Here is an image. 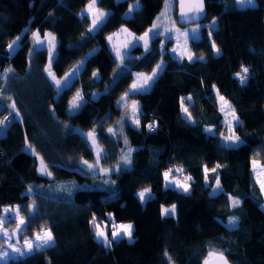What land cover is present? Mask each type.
I'll use <instances>...</instances> for the list:
<instances>
[{
  "label": "trees",
  "instance_id": "trees-1",
  "mask_svg": "<svg viewBox=\"0 0 264 264\" xmlns=\"http://www.w3.org/2000/svg\"><path fill=\"white\" fill-rule=\"evenodd\" d=\"M90 1L0 0V218L19 205L21 237L48 229L54 239L6 264H204L216 254L230 264H264V195L252 165L254 159L264 165V0L244 8L236 0H205L202 22L216 28L205 26L200 39L190 41L195 60L161 53L155 37L150 52L126 59L124 69L106 38L121 27L136 35L147 31L166 0H98L109 13L94 34L81 14ZM133 1L139 9L127 16ZM171 4L178 22L177 0ZM47 31L57 39L55 76L95 49L61 91L45 73L48 48L33 45V34ZM17 37L20 46L10 55L8 45ZM142 50L132 49L137 55ZM163 59L150 90L131 96L140 105L138 125L125 126L134 151L130 166L116 171L123 145L106 129L121 118L117 103L132 72L150 73ZM242 66L249 69L243 85L236 76L245 75ZM78 92L83 102L71 114ZM217 93L236 113L232 129ZM79 129L96 131L100 170L84 163L94 162L95 152ZM231 134L239 145L221 143V135ZM178 169L192 179L189 192L165 186L164 173ZM108 181L115 183L106 188ZM145 189L150 198L146 194L142 203L138 193ZM170 205L176 214L164 216L162 206ZM93 217L109 227V238L114 224L131 223V239L106 246L95 237ZM233 217L237 224L230 227Z\"/></svg>",
  "mask_w": 264,
  "mask_h": 264
},
{
  "label": "rangeland",
  "instance_id": "rangeland-1",
  "mask_svg": "<svg viewBox=\"0 0 264 264\" xmlns=\"http://www.w3.org/2000/svg\"><path fill=\"white\" fill-rule=\"evenodd\" d=\"M118 1H121V0H118ZM97 2H98V0H96V3L89 10L88 6L91 3V1H90L85 6L83 11L81 12V14L83 16L86 15L89 18V21H91L90 25L88 27V31L92 34H94L97 31L98 27L105 21V19L107 18V15L109 13V10L101 9L98 6ZM171 3H172V0H166L165 1L164 5L162 6L163 8H162L161 12L156 16V19L154 20V22L151 24L150 27H148L147 31L141 33L140 35L134 34L131 30H128L126 27H121L118 29L117 32L108 35V37L106 38V42H107L109 51L112 53L113 57L115 58V60L118 63L120 68H122V69L126 68L127 64H126L125 60L130 58L131 56H137L138 59H141V57L143 55L148 54L151 50L152 39L155 37L160 38L159 50L161 51V53L169 52L173 58H176L179 60H182L185 58L187 60H189V56L192 57V59L190 61L195 60V56L193 55V53L191 52V49L189 48L190 41L195 40V39H200L201 30L203 27L209 26L212 29L216 28L215 22H211V23L200 22V23H196L194 25H187V26L182 27L178 24L177 18L174 16L173 6ZM235 4L241 8L250 6L247 4V0H244L243 4L240 3V0H236ZM254 4L256 5L255 1H254ZM139 6H140V3L138 1L131 2L129 5V12L127 13V16H129L134 10L139 9ZM101 13H103L104 15H101ZM93 21H95V25H94ZM46 33L47 34L44 35L43 37L39 36V41H41L42 43L38 42L37 39L34 38L33 45L36 49L43 48V47L48 48L49 58H48V61L45 65L46 66L45 73H46V76L49 78V80L52 82L53 86L56 87L54 81H52L51 77H49L46 69L50 68V71L53 73L51 64L56 57L55 54H56V48H57V44H56L57 39H56L55 35H53L52 33H51V36H49L48 35L50 33L49 31H47ZM146 33H147V35H145ZM53 37H54V39H53ZM140 37H144V39H139ZM109 38H111V39H109ZM19 40L20 39H17V38L14 39L13 41H15V44H13V41L11 42V44H13V48L10 50L8 47L10 55L13 52H15V50L20 46ZM145 44L147 45V50L145 49ZM137 46L142 47V49H143L142 50L143 53H141V55H137L132 51V49L134 47H137ZM174 49H175V51H173ZM94 52H95V49L89 51L87 53V56L84 57L83 59H81L79 62H77V64L75 66H73L71 69H69L66 72V74L63 75V77L56 76V79L61 81V88L57 89L58 91H61L63 88H66L67 85H69L75 78H77L79 72L81 71V69L84 66V63H85L87 57L89 55L93 54ZM117 52L120 53V57H122V59L116 55ZM215 52L217 53V49H215ZM50 60H51V63H50ZM165 63H166V61H164V59L161 60L157 64V65H160V68L157 69V65H156L154 67L153 71L150 73L149 72H143V71L142 72H137V71L132 72L134 75V78L131 81V86L126 90V92L124 94H122L121 98L125 97L126 93L128 95L124 99L120 98L118 103H117V106L123 107L121 118L118 121H116L111 127L109 126L106 129V133L110 137H113V138L120 140L122 142V145H123V147H122L123 151H122V155L120 158V163L115 165V167H114V169H116V171L123 170L124 168H127L130 166V163H126L124 158L127 157L131 161V154L134 151L133 147L129 143L128 138H126V135H125V128L126 127L125 126L126 125H130V126H137L138 125V123H136V120L138 119V121H139L140 105L138 104V102L135 99L131 98V96L134 93H143V92H147L148 90H150V88L153 84V81L160 74V71L163 70ZM154 71L156 72V75L152 78V80L146 81L145 78L148 76H152V73ZM0 74H1V68H0ZM118 75H120L119 72L116 73V75L113 77V80H115ZM66 76L68 77L67 80H65ZM133 84L137 85L136 90H134L132 88ZM140 85H144V87L140 88ZM78 93H79V98L76 100V103H78L81 106V104L83 102V97L81 95V92H78ZM75 97H77V94H75L73 96V98L71 99L69 106H68L69 112L71 114L77 113L80 109V108H73L72 107L73 99ZM220 97H221V95L217 93V102L219 105L220 112H222V114L226 118L225 122L227 123L228 129H232V126L235 125L233 119L236 120V113L234 112V110L231 106V103L229 101H226L225 99L223 101H221ZM133 101H135V106L133 105ZM134 107H135V111H134ZM109 129H111L112 131L110 132ZM210 129H211V132H213V129L212 128H210ZM78 131H80L87 138V140H89V146L95 152L94 162L88 163V164H91V165H93V167L95 169L100 170L102 168L100 159L102 157L103 150L100 149L101 145L98 143V139L96 138V131L95 130L84 131L82 129H79ZM89 133H92V136H89L88 135ZM230 133H228V134H230ZM237 137L238 136L236 134H233V135L231 134V135H227V136L221 135V143H223L224 145H227L229 147L237 146V145H239V139H240L238 137L239 139L237 141L236 140ZM229 138H231V139H229ZM93 139L95 140V144L93 143ZM98 152L100 154L99 160H97V153ZM252 165H253V170H254V176H256L258 186L261 188V191L264 195V165H262L259 162V160H257V159H254L252 161ZM179 172L180 171H177L175 175H172L171 173H169L168 178L167 179L165 178V180H166L165 186L168 188L172 187L176 190H179V191L181 190V191L185 192L182 187L172 185V183H171L173 180H176L179 182V184L187 185L188 188L190 189V181H192V179L191 178L189 179V177L185 174L180 175ZM110 182L108 184L106 182L104 183L106 188L110 187L111 185H114V183H115L112 181H110ZM189 191L190 190H188L187 192H189ZM20 193H21V191L19 192V194ZM171 207H172V205H170L169 207L162 206L161 212L163 213L164 208L171 209ZM19 210H20L19 205L15 208L7 207L3 216L0 218V220L8 221V222H5L3 224H0V253H3L6 251L9 254L8 259H0V264H6L9 261V259H17L20 257L18 253L13 251V248L22 249L23 251H25V253H26L25 255L31 254V252H33L34 249H37L36 244L38 243V241H36V239H35L36 235H34L30 238L21 237L20 236L21 231H19V232L17 231L18 226H20V227L23 226L20 224L21 218H20V214H19L20 211ZM171 214L172 213L170 212L168 215H164V214L163 215L164 216H170ZM175 214H176V212L173 215H175ZM12 217H15V219L12 220L11 219ZM23 224H24V221H23ZM127 224H129V223H127ZM227 225L232 227V225L229 224V221L227 222ZM100 227H101V229H103L107 233V230L109 227H107V226H103V227L100 226ZM132 230H133V228H132ZM5 231L8 233V236H5L2 234ZM40 235L43 236L44 231L41 232ZM110 235H111V232H110ZM107 236H108V234H107ZM9 237H10V239H9ZM95 237H97L96 233H95ZM121 237L122 236H118L116 238V240L121 238ZM98 239L103 241V239H101V238H98ZM25 241H31L32 242V245H33L32 251H30V252L28 251L26 244H25ZM53 241H54V239H53ZM9 244H11L13 247H9Z\"/></svg>",
  "mask_w": 264,
  "mask_h": 264
},
{
  "label": "snow or ice",
  "instance_id": "snow-or-ice-1",
  "mask_svg": "<svg viewBox=\"0 0 264 264\" xmlns=\"http://www.w3.org/2000/svg\"><path fill=\"white\" fill-rule=\"evenodd\" d=\"M95 3H96V0H91V3H90L89 6H88L89 10L92 8V6H93ZM240 3L243 4V3H244V0H240ZM247 4L250 5V6H253V7L255 6V4H254V0H247ZM198 9H199L200 11L203 10V0H199V3H198ZM101 15H104V14L101 13ZM182 15H183V14H182ZM93 23H94V25H95V21H93ZM48 35L51 36V33H49ZM145 35H147V33H146ZM33 36H34L35 39H37L38 42L42 43L41 41H39V34H38V33H34ZM17 39H19V37H17ZM53 39H54V37H53ZM109 39H111V38H109ZM139 39H144V37H140ZM13 44H15V41H13ZM13 44H9V45H8V47H9L10 50L13 48ZM145 49L147 50V45H146V44H145ZM173 51H175V49H174ZM217 52H219V49H217ZM116 55H117L118 57H120V53H119V52H117ZM120 58L122 59V57H120ZM191 59H192V57L189 56V60H191ZM201 59H202V57H201ZM50 63H51V60H50ZM159 68H160V65H157V69H159ZM46 71L48 72V75H49V77H51L52 81H54L55 86L57 87V89H60V88H61V81L58 80V79H56L55 74L52 73V72L50 71V68H49V69H46ZM74 71H75V70H74ZM248 72H249V69H248L247 67H243V66H242V73H244L245 75H242L240 72L236 73V76L239 77L240 83H241L242 85H243V84L245 83V81L247 80V75H246V74H247ZM94 75H95V73H94ZM155 75H156V72L154 71V72L152 73V76H148V77H146L145 80H146V81L152 80V78H153ZM67 79H68V77L66 76V77H65V80H67ZM143 87H144V85H140V88H143ZM132 88H133L134 90H136V89H137V85H136V84H133V85H132ZM127 95H128V94L126 93V94H125V97H127ZM125 97H122L121 99H124ZM78 98H79V93H77V97H75V98L73 99V103H72V107H73V108H79V107H80V105H79L78 103H76V100H77ZM188 99H191V97H188ZM220 100L223 101V100H224V97L221 96V97H220ZM133 105L135 106V101H133ZM12 107H13V109H15V103H14V102H13V104H12ZM134 111H135V107H134ZM184 111L187 112V109L185 108ZM136 123H139L138 119L136 120ZM0 124H3V121H0ZM149 128H150V130H151V125H149ZM109 131L111 132L112 130L109 129ZM209 131H211V130H209ZM88 135H89V136H92V133H89ZM229 139H231V138H229ZM238 139H239V138L237 137L236 140L238 141ZM93 143L95 144V140H94V139H93ZM29 147H31V146L29 145ZM99 159H100V154H99V152H98V153H97V160H99ZM124 159H125V162H126V163H131L130 159H128L127 157H125ZM84 163H85V164H88L87 161H84ZM254 163H255V162H254ZM41 164L43 165V160H42V159H41ZM88 167H89V168H92L93 165L88 164ZM217 167H219V165H217ZM41 170L44 171V168L42 167ZM109 171H110V170H109ZM177 171H182V169H178ZM204 171H205V173H207V172L209 171V169L207 168V166H205ZM211 171H212V172H215V171H216V168L211 169ZM49 174H50V173H49ZM168 175H169L168 172H165V173H164V176H165L166 179L168 178ZM189 179H190V178H189ZM171 183H172V185H175V186H178V187H182L183 190H184L185 192H187V191L189 190V188H188L187 185H181V184H179V182L176 181V180H173ZM216 186H217V189L220 187V181H219V178H218V177H217V179H216ZM29 191H31V189H29ZM215 191H216V190L214 189L213 192H215ZM150 192H151L150 189H145V190H143V191H141V192L138 193L139 199H140V201H141L142 203L145 201L146 194H148V196H149V198H150ZM239 203H240L239 200H235V199H233V201H232V205H233V207L238 206ZM175 210H176V206H175V205H172L171 209L164 208V209H163V214H164V215H168L170 212H171L172 214H174V213H175ZM11 219L14 220L15 217H12ZM110 219H111V216H110ZM5 222H8V221H6V220H0V224H3V223H5ZM91 223H92L94 229L96 230V236H97V238H101V239H103L105 245L110 247V246H111V243H112V240H109V239H108V236H107L106 232H105L103 229H101L100 224L97 223L95 217H93ZM20 224L23 225V220H22V219H21V221H20ZM229 224H231V225H236V224H237V218L233 217V218L229 221ZM132 228H133V226H132V224H130V223H129V224H119V225H115V224H114V225H113V228H112V230H111L112 239H113V240L116 239V238H117L118 236H120L121 234H123V235L127 236L129 239H131V237H132ZM22 230H23L22 227L18 226L17 231L19 232V231H22ZM43 231H44V235H43V236H41V235L38 233V234L36 235V237H35L36 241H38V243L36 244V248H37V249H40V248H43V247H47V246L53 241V237H52L51 231H50V230H43ZM2 234L5 235V236H8V233H7L6 231L3 232ZM9 239H10V237H9ZM25 244H26V247H27L28 251H29V252L32 251V247H33L32 242H31V241H25ZM9 247H13V246H12L11 244H9ZM13 251L16 252V253H18L19 256H24V255L26 254L25 251H23V250L20 249V248H13ZM8 258H9V254H8V252L5 251V252H3V253H0V259H8ZM221 258H223V257H221ZM205 264H208V262L206 261Z\"/></svg>",
  "mask_w": 264,
  "mask_h": 264
},
{
  "label": "water",
  "instance_id": "water-1",
  "mask_svg": "<svg viewBox=\"0 0 264 264\" xmlns=\"http://www.w3.org/2000/svg\"><path fill=\"white\" fill-rule=\"evenodd\" d=\"M204 2L205 0H203V10L200 11L198 9L199 0H177L178 24L183 27L202 22L206 12V5H204ZM221 257L223 256L216 254L213 258L207 260V262L208 264H230L227 258Z\"/></svg>",
  "mask_w": 264,
  "mask_h": 264
},
{
  "label": "crops",
  "instance_id": "crops-1",
  "mask_svg": "<svg viewBox=\"0 0 264 264\" xmlns=\"http://www.w3.org/2000/svg\"><path fill=\"white\" fill-rule=\"evenodd\" d=\"M44 230H48V229H44ZM132 231H133V230H132ZM41 232H43V230H42ZM41 232H40L39 234H41ZM36 235H37V234H36ZM200 235H201V237H203V235H208V234H207V233H202V234L200 233ZM120 236H122V237H124V238L126 237L127 239H129L127 236H125V235H123V234H121ZM96 238H97V237H96ZM97 239H98V238H97ZM108 239L111 240L112 237H111V238L108 237ZM98 240H99V239H98ZM99 241H101V240H99ZM102 242H103V241H102ZM52 243H53V242H51L50 245H52ZM103 243H104V242H103ZM104 244H105V243H104ZM50 245H49V246H50ZM43 248H44V247H43ZM36 250H41V248H40V249H36Z\"/></svg>",
  "mask_w": 264,
  "mask_h": 264
},
{
  "label": "built area",
  "instance_id": "built-area-1",
  "mask_svg": "<svg viewBox=\"0 0 264 264\" xmlns=\"http://www.w3.org/2000/svg\"><path fill=\"white\" fill-rule=\"evenodd\" d=\"M115 225H119V224L116 223Z\"/></svg>",
  "mask_w": 264,
  "mask_h": 264
}]
</instances>
